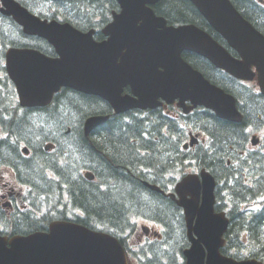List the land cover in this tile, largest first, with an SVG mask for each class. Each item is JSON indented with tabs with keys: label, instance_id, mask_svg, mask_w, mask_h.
I'll use <instances>...</instances> for the list:
<instances>
[{
	"label": "water",
	"instance_id": "water-1",
	"mask_svg": "<svg viewBox=\"0 0 264 264\" xmlns=\"http://www.w3.org/2000/svg\"><path fill=\"white\" fill-rule=\"evenodd\" d=\"M119 1L123 12L117 15V42L131 44L127 53L129 69L117 67V73L89 69L90 58L63 48L60 50L62 60L55 61L56 64L53 62L45 71L25 75L41 86L35 94L21 84L20 73L13 70L12 63L17 55L14 51L9 54V70L19 86L24 105L47 103L61 85H69L103 96L118 113L133 107L155 106L159 96L169 102L180 97V105L186 112L204 105L221 118L241 121L235 97L211 83L186 61L182 56L185 49L209 58L216 66L238 78L253 79L258 75L264 92V36L238 13L229 0L191 1L241 58L233 57L208 32L194 24L168 26L167 20L157 16L147 5L159 0ZM15 15L28 31L34 29L27 14ZM140 20L143 22L137 26ZM35 26L36 32L54 42L64 40L72 45L82 38L66 29L56 32L39 20ZM102 60L101 51H97L93 62L102 63ZM128 83L138 98L121 95L123 85ZM187 100L192 105H187ZM108 118L104 115L89 117L85 122V133L89 135ZM202 177L203 186L197 175L186 176L177 186L178 203L185 208L191 241V246L185 250L187 264H264L257 259L237 261L221 253L229 219L223 213H215L214 177L206 171L202 172ZM149 186L161 191L156 185ZM202 187L203 203L200 206ZM190 194L192 198H188ZM8 242L6 237L0 236V264H127L125 250L115 236L83 225L57 223L51 226L50 233L18 236L10 240V246Z\"/></svg>",
	"mask_w": 264,
	"mask_h": 264
},
{
	"label": "trees",
	"instance_id": "trees-1",
	"mask_svg": "<svg viewBox=\"0 0 264 264\" xmlns=\"http://www.w3.org/2000/svg\"><path fill=\"white\" fill-rule=\"evenodd\" d=\"M246 4L251 7L252 14L264 13V10L254 3L246 0ZM156 11L170 22H195L209 29V24L190 0H160ZM78 12L70 11L71 14ZM89 12L84 10L85 14L91 15ZM193 57L189 58L190 61L208 78L227 90H232L226 79L220 80L212 75L213 71H216L212 63L197 54ZM241 91L247 98L243 107L246 118L242 122L220 119L206 111V118H203L206 124L204 128L208 129L214 138L216 152L213 154L208 150H183L182 143L187 136V130L178 129L174 121L157 110L153 112L152 128L148 126V120L139 115L130 113L129 120H126V116L119 114L98 126L90 138H87L83 130L85 117L107 114L109 106L98 97L75 92L61 95L56 111L48 113L45 108L37 109L39 114L33 115L35 110L27 109V116L18 119V123L12 126L11 130L17 129L29 140H56L58 146L66 150L70 164L64 166H58L57 161L45 152L38 155L59 175L62 183L54 184L59 186L66 182L76 209L85 212V216L75 215L76 221L93 229L110 232L124 242L120 229L126 226L128 217L133 213L144 214L172 225L173 231L168 234V239L173 248L180 249L185 243L180 208L169 198L145 185L144 180L165 187L163 177L166 174H184L191 165L190 161L199 157L201 166L217 175L221 186L227 185L234 175L233 168L225 165L227 155L235 154L244 148L249 139L245 132L249 121L260 124L259 116L264 120V96L247 93L244 88H241ZM238 96L241 97L240 93ZM3 108L5 106H0V113ZM165 125L168 126L167 134L163 131ZM11 153L13 156L17 155L15 146H12L8 155ZM252 154L253 152L249 153L250 156ZM254 159L257 161L256 157ZM21 161L25 164L21 167L24 178L31 180L35 185L39 184L41 189L48 188L53 183L46 178L44 166L38 165L33 157L21 158ZM261 164L260 161L254 165L259 167ZM248 165L254 169V165ZM81 167H90L100 181L91 182L83 178L79 173ZM260 174L253 187L243 184L240 175L230 186L233 190L232 226L226 234L227 244L222 249L226 255L264 259V205L256 211L241 210L244 204L264 196V170ZM63 216L65 214H62ZM46 225L44 219H32L30 214L25 212L15 228L18 232L27 233L44 229Z\"/></svg>",
	"mask_w": 264,
	"mask_h": 264
},
{
	"label": "flooded vegetation",
	"instance_id": "flooded-vegetation-1",
	"mask_svg": "<svg viewBox=\"0 0 264 264\" xmlns=\"http://www.w3.org/2000/svg\"><path fill=\"white\" fill-rule=\"evenodd\" d=\"M230 1L245 19H247L251 24H253L259 31L264 34V13L261 15L252 14L251 7L246 4V0ZM247 1L249 3H254L256 6L264 10V0ZM158 4L159 2L153 5L155 11ZM194 6L196 7L195 4ZM21 7H24L31 12H37L40 10H52L53 13L49 16V20H57L62 23H71L73 26H75L85 34H89L95 42L102 44L106 43L108 46V50L113 52V55L116 57L117 62V43H115V38L110 33L111 29L109 28V26L113 21V14L115 12H120L121 10V5L119 4L118 0H0V46L4 47L9 45L8 47L15 46L18 48L38 50L45 53L48 57L57 58L59 54L55 45L50 43L46 38L42 36L26 33L23 27L19 23H17L13 16L3 12L10 9H20ZM196 9L199 11L197 7ZM74 10H78V14L70 13V11ZM84 10H86L87 12L90 11L89 13H91V15L85 14ZM168 23L171 24L173 22H170L168 20ZM175 23L179 24L180 22ZM186 23H194L200 27H203L202 25L195 22ZM207 30L211 31L213 35H215V38L230 50L231 47L226 44V40L216 29L209 25V29ZM113 38L114 44H111ZM126 52L127 48H122L120 50L119 58L121 59V56L124 55ZM230 52L236 55V51H234V49H231ZM186 53H188V55L190 56L193 55V53L191 52ZM5 55L6 54L4 52V61ZM2 71H5V79L7 80V87H9L11 83L6 77L7 73L5 66L2 67ZM64 90L66 91V93L72 91L71 88H64ZM65 91H63V93ZM124 92L131 93V87H125ZM84 95L98 97L100 100L102 99L100 96L94 94ZM12 101L15 102V100ZM106 104L109 106L108 113H111V105L107 102ZM29 109H34L36 111L39 108ZM25 110L26 108L15 107L12 110L7 111L8 117L4 116V120L1 122L0 125V233L2 234L13 232L21 233L18 232L19 230L17 231L15 226L16 224L20 223V219L24 217L25 212H28L32 219L42 220L41 206L39 205V202H41L42 197L46 196L43 194L42 196L40 195L42 189L39 184L35 186L31 180H26L21 172V167H24V162L21 161V158L26 157L20 149V143L21 141L22 143H25L26 136L20 134L17 129L14 131L11 130V127L15 126L18 123L17 120L22 119V117L25 116ZM156 110L157 112H161L162 114L163 112L166 113L173 119L175 117H180L183 114L182 109L179 108L176 103L172 105L163 103V105L157 107L156 109H151L147 112H149L150 115H153V112H155ZM127 113L128 115L130 114V112ZM33 115H36L34 111ZM149 127L152 128V124ZM259 141L260 145L263 146L264 133H262V136L259 137ZM55 143H57L56 140H52L51 145H54ZM12 146H15L18 150L19 154L17 153L16 156H13L12 153V156L8 155ZM32 149L34 150L33 147ZM45 150V146L38 145V150L33 151V159L36 161V159H38L39 157L38 154L40 152H45ZM31 204L33 205V207L31 206ZM181 217L184 225V218L183 216ZM44 221L47 223L46 228L40 230H47L51 222L49 221V219H44ZM128 221L132 225L125 229L127 233H132L125 243V248L128 254V264L186 263L184 258H154L153 250L148 244H141V247L138 248L135 236L139 226L137 222L130 220ZM133 223L135 224V226H133ZM149 223L153 224L154 226L155 224H157L152 221H149ZM160 224L161 229L164 227V231H166V229H169L171 232L173 231L172 225L165 224L164 222H160ZM154 226L142 225L141 233L144 234V239L150 238V236L155 237V233L157 230Z\"/></svg>",
	"mask_w": 264,
	"mask_h": 264
}]
</instances>
